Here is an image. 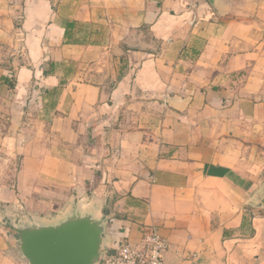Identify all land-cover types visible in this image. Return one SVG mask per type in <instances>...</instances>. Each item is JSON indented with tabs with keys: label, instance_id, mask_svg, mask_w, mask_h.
<instances>
[{
	"label": "crops",
	"instance_id": "obj_1",
	"mask_svg": "<svg viewBox=\"0 0 264 264\" xmlns=\"http://www.w3.org/2000/svg\"><path fill=\"white\" fill-rule=\"evenodd\" d=\"M246 1L222 16L207 0H0V209L97 203L117 238L165 237V264H264L247 206L264 178V0ZM0 264H25L1 224Z\"/></svg>",
	"mask_w": 264,
	"mask_h": 264
},
{
	"label": "water",
	"instance_id": "obj_2",
	"mask_svg": "<svg viewBox=\"0 0 264 264\" xmlns=\"http://www.w3.org/2000/svg\"><path fill=\"white\" fill-rule=\"evenodd\" d=\"M218 15L226 10L220 0H207ZM133 50H144L130 45ZM247 206L264 215V178ZM106 208L97 203L72 201L50 217L20 218L0 209V224L13 233L19 257L25 264H99L109 252Z\"/></svg>",
	"mask_w": 264,
	"mask_h": 264
},
{
	"label": "built area",
	"instance_id": "obj_3",
	"mask_svg": "<svg viewBox=\"0 0 264 264\" xmlns=\"http://www.w3.org/2000/svg\"><path fill=\"white\" fill-rule=\"evenodd\" d=\"M112 221L113 218L107 227L108 234L111 236L109 252L99 264H165L170 243L156 229H151L139 242L130 243L123 237L113 238L114 235H119L118 231L121 229L118 231L112 229ZM192 258L195 260L196 255H192Z\"/></svg>",
	"mask_w": 264,
	"mask_h": 264
},
{
	"label": "rangeland",
	"instance_id": "obj_4",
	"mask_svg": "<svg viewBox=\"0 0 264 264\" xmlns=\"http://www.w3.org/2000/svg\"><path fill=\"white\" fill-rule=\"evenodd\" d=\"M115 1H116V3H117V2H120V1H122V0H115ZM153 1H154V0H153ZM250 1H251V0H247V1H246V4L250 5V3H251ZM121 226H123V224H121ZM108 235L110 236V234H108ZM110 237H111V236H110ZM117 237H118V235H114V236H113L114 239H117Z\"/></svg>",
	"mask_w": 264,
	"mask_h": 264
},
{
	"label": "trees",
	"instance_id": "obj_5",
	"mask_svg": "<svg viewBox=\"0 0 264 264\" xmlns=\"http://www.w3.org/2000/svg\"><path fill=\"white\" fill-rule=\"evenodd\" d=\"M132 51H135V50H132Z\"/></svg>",
	"mask_w": 264,
	"mask_h": 264
}]
</instances>
